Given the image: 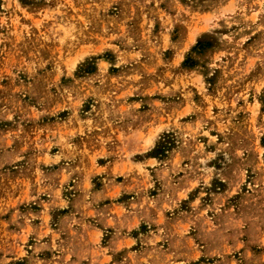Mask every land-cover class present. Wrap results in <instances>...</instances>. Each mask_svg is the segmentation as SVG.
I'll use <instances>...</instances> for the list:
<instances>
[{
  "label": "rangeland",
  "instance_id": "rangeland-1",
  "mask_svg": "<svg viewBox=\"0 0 264 264\" xmlns=\"http://www.w3.org/2000/svg\"><path fill=\"white\" fill-rule=\"evenodd\" d=\"M0 264H264V0H0Z\"/></svg>",
  "mask_w": 264,
  "mask_h": 264
}]
</instances>
